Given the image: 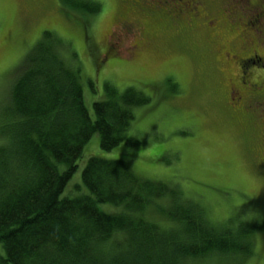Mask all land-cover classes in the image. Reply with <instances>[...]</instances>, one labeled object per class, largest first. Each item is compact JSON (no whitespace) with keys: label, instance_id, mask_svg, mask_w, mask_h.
Segmentation results:
<instances>
[{"label":"trees","instance_id":"trees-1","mask_svg":"<svg viewBox=\"0 0 264 264\" xmlns=\"http://www.w3.org/2000/svg\"><path fill=\"white\" fill-rule=\"evenodd\" d=\"M69 5L90 14L101 10L99 2ZM70 47L43 31L8 90L10 118L0 129V264H184L212 254H249L253 228L213 224L192 198L140 178L123 160L89 157L81 181L90 194L61 197L94 134L104 151L139 143L126 133L131 107L149 101L133 88L118 94L106 85L91 119ZM101 204L119 210L103 211Z\"/></svg>","mask_w":264,"mask_h":264},{"label":"rangeland","instance_id":"rangeland-1","mask_svg":"<svg viewBox=\"0 0 264 264\" xmlns=\"http://www.w3.org/2000/svg\"><path fill=\"white\" fill-rule=\"evenodd\" d=\"M72 1L99 2L101 10L77 11L70 7ZM213 2V8L220 5V0ZM121 6V0H0V129L10 118L4 106L21 59L43 31L56 33L76 54L70 63L80 68L83 102L91 119L92 103L106 98V85L118 94L133 88L149 97L146 104L131 107L133 119L126 133L139 143L123 142L104 151L94 134L61 197L90 194L81 181L89 157L123 160L140 178L165 183L192 198L213 224L253 228L249 254H212L184 264H264V164L254 154L253 136L243 128L250 121L230 117L224 88H219L224 82L221 71L231 67L223 51L238 57L245 39L225 30L210 47L201 35L161 24L153 28L158 30L156 38L131 57L124 48L130 40L109 33ZM132 15L142 17L135 11ZM110 45L112 54L107 55ZM66 55L70 59L69 51ZM156 200L167 203L165 197ZM99 208L119 210L107 204Z\"/></svg>","mask_w":264,"mask_h":264},{"label":"flooded vegetation","instance_id":"flooded-vegetation-1","mask_svg":"<svg viewBox=\"0 0 264 264\" xmlns=\"http://www.w3.org/2000/svg\"><path fill=\"white\" fill-rule=\"evenodd\" d=\"M213 1L121 0V9L109 33L114 38L130 40L124 48L131 57L156 38L158 30L153 31V28H160L161 24L175 31L201 35L205 45L210 47L211 43H217L215 37L221 36L225 30L244 38L241 53H236L238 57H229L230 50L223 51V60L231 67L221 71L224 82L219 88H224L230 117L251 122L243 128L253 136L257 145L254 154L264 164V0H256L254 4L250 3L251 0H220V5L215 4L214 8ZM168 4L169 10L164 8ZM238 6L241 7L239 10ZM132 11L142 17L133 16ZM111 48V45L105 48L107 55L112 54Z\"/></svg>","mask_w":264,"mask_h":264}]
</instances>
